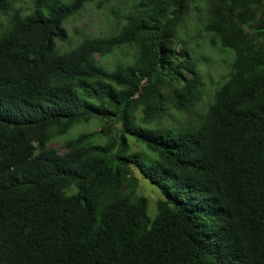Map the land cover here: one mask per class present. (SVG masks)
I'll return each mask as SVG.
<instances>
[{"label": "trees", "instance_id": "trees-1", "mask_svg": "<svg viewBox=\"0 0 264 264\" xmlns=\"http://www.w3.org/2000/svg\"><path fill=\"white\" fill-rule=\"evenodd\" d=\"M16 1L0 0V264H264V0H136L65 51L93 0ZM202 36L234 59L199 109ZM117 49L113 69L87 59ZM133 167L164 194L154 218Z\"/></svg>", "mask_w": 264, "mask_h": 264}, {"label": "rangeland", "instance_id": "rangeland-1", "mask_svg": "<svg viewBox=\"0 0 264 264\" xmlns=\"http://www.w3.org/2000/svg\"><path fill=\"white\" fill-rule=\"evenodd\" d=\"M136 0H93L85 5L76 15L71 16L65 23L68 32L66 41H58L60 50L65 51L73 47L77 42L85 36H104L108 35L119 21H122V16L128 13L134 6ZM17 7H22L24 10H31L33 0H17ZM193 32L201 28V24L194 23ZM197 26V27H196ZM247 30L251 28L246 27ZM194 54L196 55L201 72L207 82L205 95L200 103L199 109L205 108L213 97L215 89L221 86L227 79V75L231 70V63L234 59V52L229 48H223L220 45L213 47L208 38L202 36L192 44ZM129 56L133 50L128 48ZM88 60L95 59L98 63L104 65L107 69L113 67L123 60L121 49L107 54H90ZM105 124V120L100 117H94L87 123L76 124L68 133L53 139L52 145L56 146L61 152L67 151L64 141L68 138L75 137L83 131L99 130ZM134 142V140H131ZM135 149H139L149 158H155V154L149 151L143 144L134 145ZM133 176H136L138 181V194L145 195L149 199L148 214L150 218H154L157 214L156 202L159 198H164V194L152 183L145 178L141 172L133 167ZM125 190H132V186L125 185Z\"/></svg>", "mask_w": 264, "mask_h": 264}]
</instances>
